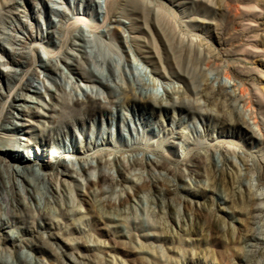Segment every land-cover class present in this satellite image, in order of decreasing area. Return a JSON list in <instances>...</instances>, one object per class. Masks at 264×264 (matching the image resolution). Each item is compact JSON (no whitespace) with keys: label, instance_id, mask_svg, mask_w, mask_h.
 <instances>
[{"label":"rangeland","instance_id":"rangeland-1","mask_svg":"<svg viewBox=\"0 0 264 264\" xmlns=\"http://www.w3.org/2000/svg\"><path fill=\"white\" fill-rule=\"evenodd\" d=\"M113 1L114 12L118 9L121 20L116 28H111V23L103 27L100 19V14L107 11V0H20L18 9L9 11L0 0V90L7 97L16 85L11 81L10 70L17 65L9 63L14 53L29 51L32 44L36 46L34 55L26 60V67H21L25 73L19 83L24 84L41 57L59 53L55 42L65 35V30L62 33L54 25L59 20H69L67 35L70 42L77 44L73 46L74 52L81 53L77 50L81 44L78 36L87 25L101 53L122 56L132 64L147 67L148 73L141 76L142 84L127 79L131 64L126 73L123 67L120 69L119 78L109 82L121 90H114L117 100L124 96V89L130 88L138 94L145 92L158 102L162 95L165 97L166 86L172 90L179 85L185 91L177 101L197 110L196 115H189L178 107L162 111L143 109L132 101L120 107L126 121L114 105L113 125L107 120L109 112L96 121H83L78 118L85 117V113L75 105L76 94L65 88V83L59 89L53 80L45 85L58 88L54 120L27 115L24 121H19L16 117L19 112L13 110L11 116L19 125L24 124L19 127L29 133H13L10 137L22 142V153L32 158L30 165L46 174L63 170L59 162L68 167L77 163L79 167L83 162L97 161L100 153L114 152L124 155L128 162L135 156L147 158L151 154L163 166L157 171L165 175L160 180L151 168L126 173L137 179V187L128 189L133 196L129 200L123 189L108 185H103V191L96 195L94 182L98 177L89 173L80 172L81 176L67 178L68 185L62 186L59 197L61 203L58 200L57 205L46 207L48 216L61 222L59 228L52 229L58 235V244L85 264H264V0ZM55 9L63 14L55 13ZM18 27L25 32L19 34L27 38L26 48L17 49L11 42ZM102 27L104 31L99 30ZM47 30H51L48 41L30 40V35L41 37ZM107 32L112 39L105 36ZM91 67L89 60L83 59L72 75L79 82L82 75H89ZM98 70L109 73L101 65ZM149 70H156L157 74ZM92 85L82 81L80 89ZM205 85L232 93L230 103L236 113L251 122L250 127L236 124L222 102L201 97L198 91ZM96 86L105 94L112 91L107 86ZM39 99L45 106L51 102L49 94ZM167 99L170 103L175 101L173 97ZM40 112L46 114L47 110ZM141 114L151 120L136 126L140 141L131 148L127 144L130 139L127 128L130 120ZM53 125H57V131H50ZM252 131L259 138H253ZM177 132H182L183 137H178ZM4 137L0 130V148L13 140ZM91 141L106 145L82 154L81 159L63 151L73 147L83 149ZM0 156L5 158L2 151ZM192 160L195 163H190ZM189 163L195 165L192 174L188 171ZM104 171L116 176L117 164L108 165ZM87 178H92L89 185ZM152 178L160 184L157 192L148 186ZM255 194L261 197L257 205L263 210L256 220L252 218ZM62 208H68L69 219L62 217ZM95 214L102 223L94 225ZM105 218L115 222L103 223ZM116 224L118 228L112 229ZM252 233L258 244L246 241ZM143 234L163 238L146 239L141 237ZM42 239L45 240L39 237ZM77 241H86L93 249L81 244L75 249L72 243ZM98 242L103 248L96 245ZM0 246L3 248L1 242ZM6 246L10 249L2 252L4 259L13 250L10 244ZM141 247L154 257L139 254ZM126 249L137 251L130 253ZM41 257L48 263L55 262V248L45 243Z\"/></svg>","mask_w":264,"mask_h":264},{"label":"bare ground","instance_id":"bare-ground-1","mask_svg":"<svg viewBox=\"0 0 264 264\" xmlns=\"http://www.w3.org/2000/svg\"><path fill=\"white\" fill-rule=\"evenodd\" d=\"M57 1L58 0H52V2ZM18 4H20V0H2V6L6 11L18 9ZM114 7V1L111 2V0H107V11H105L104 14H100L103 27L108 25V23L112 24L113 27L111 28H116L118 25H120L121 20H119L117 16L118 9L116 12H114ZM54 11L57 14L62 13L60 9H55ZM111 15L112 17H110ZM68 22L69 20H65L64 22L59 20V22L55 23L54 25L57 29H61L60 31H62V33L65 30V35H61L62 37L55 42L60 49L59 53L55 54L53 57H41L39 61L36 62L37 68L35 67L36 69L28 76V79L24 84L19 83L21 75L25 73L21 67H26V60L30 55H34V49L36 46L32 44L28 47L29 51L15 52L14 56L10 58L9 63L17 65L16 68H12L10 70L13 72L11 74V81H13L16 85H14V90L10 95H8V97L2 90H0V130L5 135V139H13L8 146L0 148V151H2L5 156V158L0 156V242L3 245V248L0 246V264H85L74 254L69 255L66 253L63 247L58 244V235L54 233L52 229L59 228L61 222L59 220L54 221L53 218L49 217L46 213V210L49 209H46V207L57 205L58 200L59 204L61 203L59 197H61V190L63 189L62 186L64 187L68 185L66 184L67 178H75V174H79L81 176L80 172H86L87 174L89 173L98 177V180L94 182V185L97 189V191H94L96 195L103 191L104 188L101 189L103 185H108L114 188L120 187L123 189L124 193H127V199L129 200L132 199L133 196H130L128 189L137 187V179L132 176H128L126 173L132 170L151 168L154 170V175H159L158 180H160L161 175L165 176L163 173L157 172L160 169H163V166L151 154H149L147 158L135 156L133 160L128 162L125 160V156L122 154L115 152L112 155H109V153H100L97 155V161L94 160L88 163L83 162L79 167L76 162L73 167H68V164L66 165L62 162H59V165L63 164V170H58L53 174H46L41 171L40 168H34V166L30 165L29 161H31L32 158L26 157L24 153H22L24 151V149L20 147L22 142L19 143L18 138L10 137V134L13 133L23 132L24 134H28L29 132L19 127H24V124L19 125L16 123V120L11 116V113L13 110L18 111L19 116L16 117L19 121H24V118L27 115H33L35 117L43 116L54 120V113H56L58 110L57 105L54 102L58 88L54 85H52L50 88H46L45 82L53 80L57 85H59V89L64 87V83L67 84V87L65 88H70L71 92L76 94L75 105L84 110L83 112L85 113V117L77 116L83 121H96L98 118L100 119L105 117L106 113L109 112L110 114L107 116V120L109 123H111V125H113L116 122L113 117L115 108L113 109V107H111L113 105L116 107L117 111H121V119L126 121L122 108L120 107L129 104L132 101L140 104L143 109L150 108L152 110L158 109L162 111L166 108L178 107L182 111H187L189 115L197 114V110L193 108H187L177 101L185 91L179 85H175L172 90L169 86H166L165 97L162 95L160 101L158 102L151 100V98L148 97L145 92L141 91V93L138 94L135 92V90L130 88L124 89V91H122L124 96L117 100L114 90L118 92L121 90L118 87L111 86L109 82L114 78H119L118 73L120 72V69L123 67V71L125 69L124 73H126V71L129 70L128 67L131 64V75L129 74L127 79L131 82L136 81L142 84L141 76H143L144 73H148L147 67L143 65H136L134 63L132 64V61L130 63V61L127 59L124 60V57L122 56L115 57L108 53H101L99 50V45L96 43L95 35L87 25H84V28L81 30L78 36L81 44H79L80 49L77 50H80L81 53L74 52L73 46L77 47V44L76 42H70V39L67 35L70 30ZM103 27L99 28V30L102 29L104 31ZM19 32L25 34L21 27H18L15 30V34L11 38V42L16 45L17 49L26 48L25 45L27 38L20 35ZM50 34L51 30H47L41 37L30 35V40H39L41 43H43L47 38H49ZM105 36L112 39L111 34H108V32ZM39 46L41 45L39 44ZM41 48L44 47L41 46ZM83 59L89 60V63L92 67L89 70V75H82L81 80L79 79V82H77L76 78L72 75V72H76L78 65L83 63ZM2 64L5 65V62ZM99 65L104 66L109 71V73L105 74L102 71H99ZM39 68L41 69L40 71ZM28 72L29 71L26 73ZM149 72L157 74L156 70H149ZM17 81L19 84H17ZM82 81L92 83L93 85L85 86L83 89H80V83ZM77 83H79V85ZM97 84L112 88V91L108 94H105V91L102 90L101 87L96 86ZM50 91H53V94L52 92L50 93ZM44 94H49L51 96V102L48 104V106H45L41 101H39V98L42 97V95L44 96ZM198 94L201 95V97H204L207 101L215 100L216 102H222L224 107L227 108L229 112H231L233 120L236 124L241 125V127H246V125L250 127L251 122L244 117L242 118L241 114H238L239 112L236 113L235 106L230 103L233 97L231 95L232 93H229L222 87L216 90L210 88L208 85H205L200 89V91H198ZM169 97H173L175 101H173V103L168 102L167 98ZM3 98H6L5 100H7L4 103ZM44 108L47 110L46 114L40 112V110ZM150 120L151 117H147L142 114L130 120L129 128H127L130 136V139L127 142L129 147L132 148L133 145L138 144L140 141L136 126H139L144 122H149ZM128 121L129 120L127 119V122ZM57 130V125L50 127V131ZM177 136L180 138L183 137L182 132H177ZM252 137L259 138V136L253 131ZM103 143L106 145V142H102L100 144L99 141H91V144L83 149L73 147L72 149L64 148L63 151L67 153L72 152L76 159H81L82 154H85L94 148L100 147V145H103ZM92 144H94L93 147L91 146ZM196 157L200 158V156ZM190 163L195 162L192 160ZM190 163L188 164V171L190 174H192L195 172V165ZM114 164H117L116 176L112 173H106V171H104L108 165ZM102 169L104 170L102 171ZM155 178H152V183L148 184L149 188L153 192H157L158 189H160V184ZM91 179L92 178L85 179L88 185L92 183ZM183 180L185 181V179ZM176 185L177 184H173L171 186ZM176 187H178V185ZM181 188L182 190H187L186 188ZM260 200L261 197L257 194L252 197V218L255 220L259 218L260 212L263 211L261 207L257 205ZM62 205H64L63 202ZM111 207L112 206H110V208ZM60 212L62 217L68 218V208H62ZM76 212L79 213L77 210ZM92 217L94 225L102 223L101 218L97 214L93 215ZM114 222L115 220L105 218L103 223ZM66 226L68 225L66 224L65 227ZM113 227L118 228L117 224L112 226V229ZM75 229L79 232H83L82 230H79L77 226H75ZM151 236L158 239H160V237L163 238V236L159 237L157 234L141 235V237H145L146 239L150 238ZM39 237L44 238L45 240L42 239V241H45L46 244L55 248L57 256L55 262L48 263L44 260V257V259H42L41 254L43 252L45 243L40 241ZM246 241L252 242V244L257 241V243L254 244H258V239L253 233L247 236ZM8 244H10L13 248V250H11L13 253H9L8 257L4 259L2 252L4 250L6 251V248L10 249L6 246ZM80 244L86 246L90 250L91 248L93 249V246L88 244L86 241H77L72 243L75 249H77ZM96 245H98L100 248H103L102 243L100 242H98ZM113 247L115 248V246ZM113 247L111 246V248ZM142 248L143 247L139 249V254L140 252H144L149 255V257H154L150 251H144ZM16 249L17 252L14 251ZM126 250L130 253H136L137 251L134 249ZM64 257L69 259V262H66ZM189 260L195 261L194 258ZM114 261H116V259H114Z\"/></svg>","mask_w":264,"mask_h":264}]
</instances>
